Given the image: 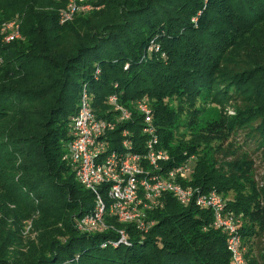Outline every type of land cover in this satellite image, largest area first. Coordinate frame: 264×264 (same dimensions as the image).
<instances>
[{
	"label": "trees",
	"instance_id": "obj_1",
	"mask_svg": "<svg viewBox=\"0 0 264 264\" xmlns=\"http://www.w3.org/2000/svg\"><path fill=\"white\" fill-rule=\"evenodd\" d=\"M15 19L20 38L5 43ZM83 88L100 119L109 96L129 109L144 99L167 168L194 156L187 185L222 197L245 261L264 264V0H0V264H232L211 212L169 194L147 233L107 213V230L76 229L94 209L65 158ZM201 97L218 121L200 123ZM141 122L123 125L138 152ZM119 230L130 244L102 248Z\"/></svg>",
	"mask_w": 264,
	"mask_h": 264
},
{
	"label": "built area",
	"instance_id": "obj_2",
	"mask_svg": "<svg viewBox=\"0 0 264 264\" xmlns=\"http://www.w3.org/2000/svg\"><path fill=\"white\" fill-rule=\"evenodd\" d=\"M73 4L60 14L62 24L72 20L76 11ZM80 10H88V7L83 6ZM2 31L7 33L5 43L20 38L16 19L4 24ZM107 104L110 106L108 118H98L92 107V97L83 88L76 114L71 119L66 163L77 182L94 197L93 211L77 221L76 229L82 233L107 230L109 227L104 221L107 213L118 223L132 224L137 231L147 233L154 222L147 221L146 212L161 207L162 196L169 194L181 206L193 205L200 210H209L213 218L212 227L226 237L231 263L247 264L244 259L246 249L239 234L240 220L226 211V202L215 191L203 193L187 185L195 157H187L185 162L167 168L170 156L159 148L148 103L141 99L134 103L135 110L129 109L121 106L117 96L112 95L108 97ZM133 112L142 118L140 131L144 142L139 152L135 149L133 135L123 127L132 120ZM118 129L120 131L115 135ZM117 233L118 239L108 241L102 248L130 244L124 230Z\"/></svg>",
	"mask_w": 264,
	"mask_h": 264
},
{
	"label": "rangeland",
	"instance_id": "obj_3",
	"mask_svg": "<svg viewBox=\"0 0 264 264\" xmlns=\"http://www.w3.org/2000/svg\"><path fill=\"white\" fill-rule=\"evenodd\" d=\"M192 22L193 24L197 23L195 19L192 20ZM196 107L197 109H201V110L203 109V113L201 114V117H200V123L204 122L205 120L206 121H210V120L218 121L219 120L221 109L218 106L211 104V101L209 99L204 100V97H201V99L196 101ZM228 112H229L228 114H230L231 111H228ZM233 141L236 142V145H240V144L243 145L241 136L233 137ZM243 150L248 151L249 148L245 147L243 148ZM261 177H263V169L256 166V180L260 179ZM35 218L36 216L32 217L31 220L25 223L26 225H25L24 237L29 236L31 234L30 231L32 230V220H34ZM34 238H35V234H31V240H33ZM255 253L257 254V250L255 251Z\"/></svg>",
	"mask_w": 264,
	"mask_h": 264
}]
</instances>
